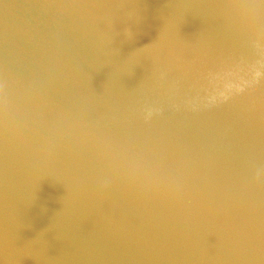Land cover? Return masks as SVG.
<instances>
[{
  "label": "water",
  "instance_id": "water-1",
  "mask_svg": "<svg viewBox=\"0 0 264 264\" xmlns=\"http://www.w3.org/2000/svg\"><path fill=\"white\" fill-rule=\"evenodd\" d=\"M0 264H264V2L0 0Z\"/></svg>",
  "mask_w": 264,
  "mask_h": 264
},
{
  "label": "snow or ice",
  "instance_id": "snow-or-ice-1",
  "mask_svg": "<svg viewBox=\"0 0 264 264\" xmlns=\"http://www.w3.org/2000/svg\"><path fill=\"white\" fill-rule=\"evenodd\" d=\"M262 2H264V0H262Z\"/></svg>",
  "mask_w": 264,
  "mask_h": 264
}]
</instances>
